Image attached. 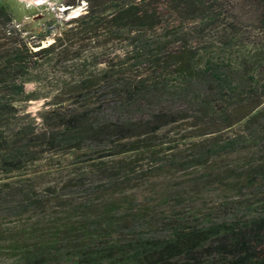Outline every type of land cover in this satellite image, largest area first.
<instances>
[{"label": "trees", "instance_id": "obj_1", "mask_svg": "<svg viewBox=\"0 0 264 264\" xmlns=\"http://www.w3.org/2000/svg\"><path fill=\"white\" fill-rule=\"evenodd\" d=\"M62 3L84 13L42 47L0 1V216L36 217L15 247L63 246L83 264L263 263L264 0ZM112 43L124 49L103 54ZM91 44L97 70L41 127L23 115L32 73ZM213 192L240 196L234 219L183 225ZM166 216L170 233L144 238ZM138 231L129 249L115 241Z\"/></svg>", "mask_w": 264, "mask_h": 264}, {"label": "rangeland", "instance_id": "obj_2", "mask_svg": "<svg viewBox=\"0 0 264 264\" xmlns=\"http://www.w3.org/2000/svg\"><path fill=\"white\" fill-rule=\"evenodd\" d=\"M2 4L8 6L16 15V19L21 25L26 26L29 36L33 38H44L42 47L49 46L54 42V39L59 36V33L67 28L69 21L84 13L85 3L81 6L72 8L63 12L61 11L66 5L63 0H0ZM124 45L109 44L103 49V54L112 55L115 51H121ZM102 48L98 45L91 44L83 51V56L80 59L74 57L66 60L53 58L46 61L42 66L34 71L31 75V82L26 85V91L30 96V101L25 104V112L31 120H34L40 127L41 115L46 109H49L58 103L56 96L60 93L73 78L78 77V72L86 69L87 71L97 70V67L87 59H92L93 56L100 55ZM87 61V62H84ZM92 61V60H90ZM87 64V66L85 65ZM101 67V66H99ZM67 104V103H66ZM76 160H69L67 163L62 162L61 165H73ZM59 163V162H56ZM56 167L61 165L56 164ZM46 170L45 163L40 164V167L29 168L33 170ZM60 176L52 175L46 178V182H59ZM238 194L232 192L228 195L219 192H213L204 201H198L200 213H197L198 221L192 217H184L183 225H191L198 223L203 226L221 223L223 220L234 219V207L240 198ZM80 199L78 198V201ZM47 213L53 214L61 211L57 204H53L47 208ZM188 219V220H187ZM36 217L34 214L0 216V264H83L80 262V254L75 251H70L66 247L50 248L43 250H33L31 244L20 242L19 246L15 247L13 242V233H17L30 222H34ZM191 222V223H190ZM177 223L176 220L166 216L161 219L158 224L156 233L146 232L144 238L149 236L160 235L161 232L168 234L170 229L163 227V224L169 226ZM181 223V222H180ZM190 223V224H189ZM178 224V223H177ZM165 228V230H163ZM163 230V231H162ZM160 232V233H159ZM142 232L125 233L124 237L115 240L122 247L128 248L129 245H136L137 240ZM23 243V244H22ZM131 248V247H130ZM129 249V248H128ZM257 264V263H253ZM258 264H264L258 263Z\"/></svg>", "mask_w": 264, "mask_h": 264}, {"label": "water", "instance_id": "obj_3", "mask_svg": "<svg viewBox=\"0 0 264 264\" xmlns=\"http://www.w3.org/2000/svg\"><path fill=\"white\" fill-rule=\"evenodd\" d=\"M64 8H66V9L63 12H66V11L70 10V8L68 6H66Z\"/></svg>", "mask_w": 264, "mask_h": 264}, {"label": "bare ground", "instance_id": "obj_4", "mask_svg": "<svg viewBox=\"0 0 264 264\" xmlns=\"http://www.w3.org/2000/svg\"><path fill=\"white\" fill-rule=\"evenodd\" d=\"M66 8H63L61 11H64Z\"/></svg>", "mask_w": 264, "mask_h": 264}]
</instances>
